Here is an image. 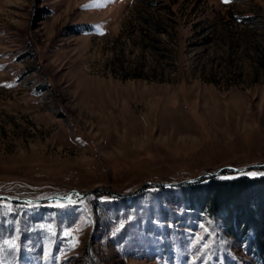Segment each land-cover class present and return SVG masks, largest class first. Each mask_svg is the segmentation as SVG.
I'll use <instances>...</instances> for the list:
<instances>
[{"label": "rangeland", "instance_id": "1", "mask_svg": "<svg viewBox=\"0 0 264 264\" xmlns=\"http://www.w3.org/2000/svg\"><path fill=\"white\" fill-rule=\"evenodd\" d=\"M261 164L264 0H0V264H250L157 187Z\"/></svg>", "mask_w": 264, "mask_h": 264}, {"label": "trees", "instance_id": "2", "mask_svg": "<svg viewBox=\"0 0 264 264\" xmlns=\"http://www.w3.org/2000/svg\"><path fill=\"white\" fill-rule=\"evenodd\" d=\"M42 17L43 13L36 21ZM223 174L225 171L169 188H157L166 195H176L193 214L206 212L216 218L224 234L243 243L250 264H264V173L230 177Z\"/></svg>", "mask_w": 264, "mask_h": 264}, {"label": "water", "instance_id": "3", "mask_svg": "<svg viewBox=\"0 0 264 264\" xmlns=\"http://www.w3.org/2000/svg\"><path fill=\"white\" fill-rule=\"evenodd\" d=\"M256 167H260V168H261V167H264V164H261V165H249V166L241 167V168H238V169H235V168H232V167H221V168H219L218 170H216V171L213 172V173H203V174H201V175H199V176H197V177L190 178V179H186V180H182L180 183L192 182V181H196V180H198V179H200V178H202V177L214 176V175H217V174H219L220 172H222V171H224V170H229V171H232V172H241V171H243V170H247V169H249V168H256ZM151 185H163V184H162V183H153V182H144V183L142 184L141 188H142V187H145V186H151ZM138 190H140V188L137 189V190H135L134 192H136V191H138ZM91 191H93V190H91ZM70 193H73V194H75V195H79V196H81V195H84V194L86 193V191L80 193V192H77V191H74V190H69V191L65 194V197H63V198H60V197H54V199H64V198H67V196H68ZM0 198H2V199H4V200H7V201H10V202H17V201H19V200H26V199H22V198H14V199L7 198V197H0Z\"/></svg>", "mask_w": 264, "mask_h": 264}]
</instances>
